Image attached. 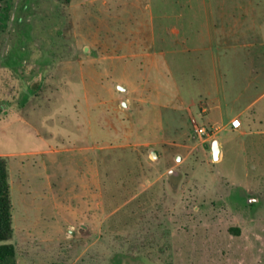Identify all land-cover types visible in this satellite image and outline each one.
<instances>
[{"label": "rangeland", "instance_id": "rangeland-1", "mask_svg": "<svg viewBox=\"0 0 264 264\" xmlns=\"http://www.w3.org/2000/svg\"><path fill=\"white\" fill-rule=\"evenodd\" d=\"M252 55L264 0L4 3L17 264H264V136L211 129L200 112L215 70L230 115L264 93Z\"/></svg>", "mask_w": 264, "mask_h": 264}, {"label": "crops", "instance_id": "crops-1", "mask_svg": "<svg viewBox=\"0 0 264 264\" xmlns=\"http://www.w3.org/2000/svg\"><path fill=\"white\" fill-rule=\"evenodd\" d=\"M211 46L204 47L202 50L205 52L210 51ZM252 55L248 60V66L250 67L251 74L254 76L253 82L257 84L264 85V55L257 57ZM214 77L211 81H206L203 84V93L200 106L201 114L206 117L209 123L212 125L211 129H229L233 131L231 127V121L235 117H240L242 120L243 128L238 131L244 138L251 136H264V107L258 110L253 109L257 101L264 95L262 93L260 96L252 100L249 104L241 106L238 110L230 115L228 110L230 107V102L226 99L225 95H222L220 88V77L218 72L214 71ZM220 117L221 121H225V125L220 127L217 118ZM223 144L220 141L221 156H223L222 150ZM221 158V157H220Z\"/></svg>", "mask_w": 264, "mask_h": 264}, {"label": "trees", "instance_id": "trees-1", "mask_svg": "<svg viewBox=\"0 0 264 264\" xmlns=\"http://www.w3.org/2000/svg\"><path fill=\"white\" fill-rule=\"evenodd\" d=\"M9 1L11 0H0V9L4 3ZM232 232L235 235L240 234L239 229H232ZM12 236V203L8 166L6 159L0 157V264H17L16 248L13 244L9 243Z\"/></svg>", "mask_w": 264, "mask_h": 264}, {"label": "water", "instance_id": "water-1", "mask_svg": "<svg viewBox=\"0 0 264 264\" xmlns=\"http://www.w3.org/2000/svg\"><path fill=\"white\" fill-rule=\"evenodd\" d=\"M118 89L121 90V91H126V89L124 87H122V86H119ZM211 150H212V154H213L214 160L218 161L220 159V157H221L220 141L218 139H215V140L212 141ZM152 155L155 158H158L157 153L152 152Z\"/></svg>", "mask_w": 264, "mask_h": 264}, {"label": "built area", "instance_id": "built-area-1", "mask_svg": "<svg viewBox=\"0 0 264 264\" xmlns=\"http://www.w3.org/2000/svg\"><path fill=\"white\" fill-rule=\"evenodd\" d=\"M196 133L200 136L206 135L207 130L204 127L198 126L197 122L193 120ZM231 127L233 130H239L242 128V121L239 118H235L231 121Z\"/></svg>", "mask_w": 264, "mask_h": 264}]
</instances>
